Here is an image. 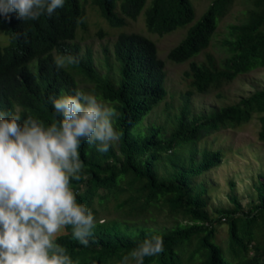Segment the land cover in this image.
<instances>
[{
  "label": "trees",
  "instance_id": "16d2710c",
  "mask_svg": "<svg viewBox=\"0 0 264 264\" xmlns=\"http://www.w3.org/2000/svg\"><path fill=\"white\" fill-rule=\"evenodd\" d=\"M146 1L65 0L51 17L45 14L36 21H20L15 14L10 22L0 17V32L9 41L0 42V111L19 115L21 121L31 115L50 126L60 117L48 97L84 91L79 73L98 84L102 98L118 113L114 128L122 133L119 141L106 153L82 141L80 178L70 179L77 203L94 216V234L83 246L72 238L71 226H66L67 231L57 235L55 242L66 249L73 264L124 262L138 244L156 235L163 238L164 251L145 257L143 264H264L263 178L255 182L256 199L248 208L231 182V205L215 213L208 211L204 189L197 191L195 184L197 176L221 164L224 157L220 150L204 148L196 158V144L208 134L235 129L258 116V138L264 143V87L231 104L199 113L193 109L195 96L264 67V0H246L250 8L245 18L230 24L220 41L224 55L207 52L202 61L194 58L211 46L234 0H212L196 22L192 0H152L145 11L150 32L164 35L187 27L183 39L168 54L177 63L190 61L185 71L189 88L179 113L167 119L169 129L144 127L145 118L169 93L165 62L155 41L139 32H119L114 43L119 62L116 80L96 70L90 52L82 56L79 47L70 44L79 28H87L85 5L91 3L111 27L118 28L137 19ZM67 56L78 58V63H67ZM61 59L65 64L57 68ZM184 149L189 156L179 157L178 150ZM111 206L115 216L101 214V209ZM152 207L182 215L185 223L165 230L129 224L128 218ZM225 225L226 247L218 241L219 227Z\"/></svg>",
  "mask_w": 264,
  "mask_h": 264
},
{
  "label": "clouds",
  "instance_id": "9594fccd",
  "mask_svg": "<svg viewBox=\"0 0 264 264\" xmlns=\"http://www.w3.org/2000/svg\"><path fill=\"white\" fill-rule=\"evenodd\" d=\"M65 0H0V17L10 22L51 17ZM78 22H80L78 20ZM67 63H78L74 56ZM57 68L65 64L61 59ZM48 101L60 119L50 126L28 115L0 111V264H73L66 249L56 243L57 234L71 226L72 238L87 246L97 227L92 212L77 203L70 179H79L83 168L78 149L85 141L101 153L118 142L114 128L118 113L102 105L93 94ZM164 251L159 235L145 239L124 258L143 264L145 257Z\"/></svg>",
  "mask_w": 264,
  "mask_h": 264
},
{
  "label": "rangeland",
  "instance_id": "374dc122",
  "mask_svg": "<svg viewBox=\"0 0 264 264\" xmlns=\"http://www.w3.org/2000/svg\"><path fill=\"white\" fill-rule=\"evenodd\" d=\"M196 10L194 22L199 20L212 0H192ZM152 0H147L144 9L137 19L128 20L123 27H111L99 10L91 3L85 5L87 28H79L76 38L70 41L80 49V55L91 53L96 70L106 78L116 80L119 76V62L114 55V43L121 31L139 32L149 37L158 47L159 56L165 62L168 88L167 98L144 120V127L151 125L168 127V117H174L179 113L184 102L183 96L189 88L190 80L185 76L189 68V62L177 63L169 59V51L176 46L185 36L187 27L179 28L173 32L159 35L148 30L145 22V11L151 5ZM250 8L246 0H234L227 14L221 18L219 26L211 46L194 58L202 61L207 52L222 57L224 51L220 47V41L228 34V27L232 23L240 22L245 18V12ZM0 42L7 44L8 36L0 32ZM80 87L85 93L93 94L102 105L113 107V104L104 100L100 87L95 82L77 75ZM264 87V67L257 68L249 73L240 75L235 81L224 84L217 90L205 95H197L193 99L194 111L199 113L211 108L231 104L243 96H247L255 90ZM169 120V119H168ZM169 129V127H168ZM260 122L255 116L250 122L235 129H223L217 134H208L196 144L198 153L204 148L220 150L224 157L218 166L210 169L203 175L195 178L197 191L204 189L203 196L207 200L209 212L215 213L218 208L231 205L228 194L231 191V182L235 183L237 195L245 208L252 205V199H256L255 182L259 176L264 180V143L258 138ZM179 157H188V149L178 150ZM172 166V165H170ZM115 204V202H113ZM147 212H140L137 216L128 218L129 224H142L158 230L171 228L179 223H185L182 215H171L167 210L152 207ZM102 215L115 216L117 214L113 206L110 209H101ZM138 221V222H136ZM218 241L226 247L228 226H220ZM62 229L57 235L66 232ZM131 259L128 264H133ZM123 264V262H116Z\"/></svg>",
  "mask_w": 264,
  "mask_h": 264
}]
</instances>
